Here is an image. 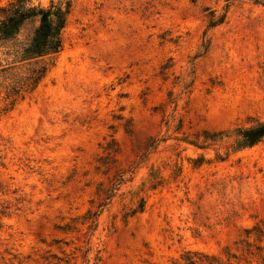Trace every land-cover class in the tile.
<instances>
[{"label":"rangeland","instance_id":"rangeland-1","mask_svg":"<svg viewBox=\"0 0 264 264\" xmlns=\"http://www.w3.org/2000/svg\"><path fill=\"white\" fill-rule=\"evenodd\" d=\"M70 1L46 77L0 113V264L239 254L264 221V140L208 136L264 121V0Z\"/></svg>","mask_w":264,"mask_h":264},{"label":"trees","instance_id":"trees-1","mask_svg":"<svg viewBox=\"0 0 264 264\" xmlns=\"http://www.w3.org/2000/svg\"><path fill=\"white\" fill-rule=\"evenodd\" d=\"M71 9L70 0H49L45 5L43 0H10L7 5L0 7V113L12 111L31 96L44 80L53 65L52 61L63 49L62 35ZM205 11L208 12L207 29L224 23L225 15L216 16V12L210 9ZM31 21H35L37 26L29 38L23 41L22 30ZM207 48L206 45L205 50ZM232 136L235 137L234 151L254 147L264 140V121L255 120L250 126L237 127L232 132H216L208 137L212 141H221ZM157 186V181L152 179L151 188ZM107 197L109 199L111 194ZM99 207L101 211L104 210V204ZM144 207L145 201L141 199L130 215L142 213ZM101 214L88 210L84 215V221L90 229ZM263 237L264 221H260L252 228L245 229L243 238L235 243L239 254L231 253L230 248L223 251L225 259L202 252H186L181 256L183 263L176 264H250L252 258L264 264V246L253 245L249 241L253 238L261 242Z\"/></svg>","mask_w":264,"mask_h":264}]
</instances>
